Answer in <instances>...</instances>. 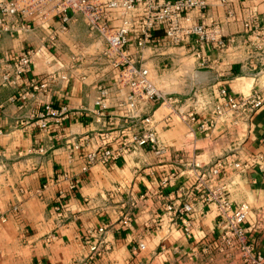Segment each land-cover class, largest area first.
I'll return each mask as SVG.
<instances>
[{
  "label": "crops",
  "instance_id": "crops-1",
  "mask_svg": "<svg viewBox=\"0 0 264 264\" xmlns=\"http://www.w3.org/2000/svg\"><path fill=\"white\" fill-rule=\"evenodd\" d=\"M14 1L0 36V264H264V0H206L191 14L222 48L194 36L172 46L158 31L143 50L135 33L109 46L126 16H106V0L71 11L65 32L61 0ZM27 51L31 71L15 80ZM141 70L159 100L132 85ZM222 90L263 105L218 116ZM46 106L66 119L42 129ZM149 133L156 143L132 145ZM104 151L119 156L84 172ZM217 163L220 175L201 179ZM222 189L240 242L211 199Z\"/></svg>",
  "mask_w": 264,
  "mask_h": 264
},
{
  "label": "built area",
  "instance_id": "built-area-1",
  "mask_svg": "<svg viewBox=\"0 0 264 264\" xmlns=\"http://www.w3.org/2000/svg\"><path fill=\"white\" fill-rule=\"evenodd\" d=\"M61 6L59 9L60 18V31L65 32L71 21L70 12L82 10V6L87 2L86 0H61ZM144 0H106L104 5V11L106 16L110 13L120 11L126 14L127 6L135 3L141 4ZM223 3L226 0H222ZM148 10L145 14L141 12L139 18L134 23L128 22L127 18L121 29L116 35L106 38L109 46L114 50H124L129 44L128 36L135 33L137 35V48L139 50L145 49L154 39V34L158 31L163 32L165 42L172 46H180L188 42L193 36L197 37V43L200 46L206 44H213L217 48H222L224 42L219 36L217 28L207 27L204 24L193 23L191 20V14L195 11L203 12L207 8L206 0H153L150 3ZM0 36L2 33L8 32V23L17 16L16 6L14 0H5L0 4ZM33 53L31 51L24 52L19 61L13 65L14 79H20L23 75L29 73L32 67ZM147 70H141L136 72L133 78L132 85L134 87H141L147 97L160 99L156 92L151 88L147 80ZM3 84H9L12 82L11 73L4 76ZM35 88H45L46 84H33ZM221 105L216 108V114L218 116L223 115L230 111L248 110V108L255 113L259 110L263 103L258 96L252 98L235 97L227 90L221 91ZM57 114V119L60 123L64 121L68 115L67 108H63L59 111H55L51 106H46L44 112L39 120L40 127L42 129H48L49 120ZM192 122H195V118H191ZM149 122V121H148ZM215 125L214 121L207 122L201 125L202 130H211ZM154 136L149 133L141 136L140 138H134L132 145L143 147L149 144H154ZM128 149V147L126 148ZM125 149V150H126ZM118 154H114L111 151H104L101 153H91L87 156L86 164L83 171L86 172L94 165L98 163H107L109 160H113L118 157ZM223 170V164L217 163L210 169H206L201 174V179L210 180L213 177L220 175ZM212 201L217 206V212L219 219L224 226H228L229 230L226 236L232 240L240 242L244 238V231L238 226L237 218L231 216V206L228 197L225 195L223 189L216 192V195L211 197ZM193 212V208L190 204L183 205L180 210V216L183 218V223L187 224V217ZM5 219H1V223L4 224ZM102 232V230H101ZM91 252L93 254L98 253L97 247H92Z\"/></svg>",
  "mask_w": 264,
  "mask_h": 264
},
{
  "label": "rangeland",
  "instance_id": "rangeland-1",
  "mask_svg": "<svg viewBox=\"0 0 264 264\" xmlns=\"http://www.w3.org/2000/svg\"><path fill=\"white\" fill-rule=\"evenodd\" d=\"M153 0H144L141 4L139 3H135L132 7V5H128L127 6V10H126V18L128 20V22L130 23H134L136 19L139 18V14H141V12H143V14H145L146 10H148L149 5H146L147 3H150Z\"/></svg>",
  "mask_w": 264,
  "mask_h": 264
}]
</instances>
